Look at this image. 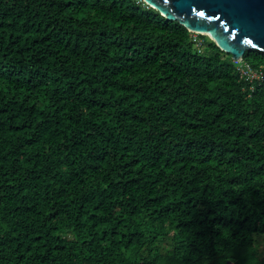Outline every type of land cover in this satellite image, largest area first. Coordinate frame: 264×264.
<instances>
[{
	"label": "trees",
	"instance_id": "16d2710c",
	"mask_svg": "<svg viewBox=\"0 0 264 264\" xmlns=\"http://www.w3.org/2000/svg\"><path fill=\"white\" fill-rule=\"evenodd\" d=\"M264 264V51L142 0H0V264Z\"/></svg>",
	"mask_w": 264,
	"mask_h": 264
},
{
	"label": "water",
	"instance_id": "95a60500",
	"mask_svg": "<svg viewBox=\"0 0 264 264\" xmlns=\"http://www.w3.org/2000/svg\"><path fill=\"white\" fill-rule=\"evenodd\" d=\"M142 1L189 32L207 36L234 61L246 50L264 51V0Z\"/></svg>",
	"mask_w": 264,
	"mask_h": 264
}]
</instances>
